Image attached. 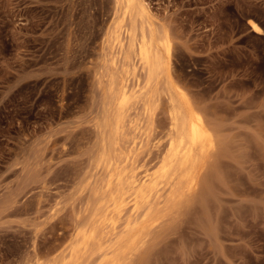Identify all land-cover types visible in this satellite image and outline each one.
<instances>
[{"label": "rangeland", "instance_id": "374dc122", "mask_svg": "<svg viewBox=\"0 0 264 264\" xmlns=\"http://www.w3.org/2000/svg\"><path fill=\"white\" fill-rule=\"evenodd\" d=\"M0 264H264V0H0Z\"/></svg>", "mask_w": 264, "mask_h": 264}, {"label": "bare ground", "instance_id": "6f19581e", "mask_svg": "<svg viewBox=\"0 0 264 264\" xmlns=\"http://www.w3.org/2000/svg\"><path fill=\"white\" fill-rule=\"evenodd\" d=\"M129 1H131V0H129ZM130 3V2H129ZM128 3V4H129ZM249 24L251 25V27L255 30V31H257V32H260L261 30H262V28H261V26L256 22V21H254V20H252V19H250L249 20ZM149 40V39H148ZM148 40H146V42L148 41ZM145 41V40H144ZM143 41V42H144ZM142 47V46H141ZM140 54H141V56H142V58H143V60L144 61H146V62H150V56H149V47L147 46V47H145V48H143L141 51H140ZM151 64V63H150ZM157 66V65H156ZM155 67V66H154ZM156 68V67H155ZM154 71H155V69H154ZM194 121V120H193ZM188 122V121H187ZM187 122L185 123V124H187ZM189 122H191V120L189 121ZM188 122V123H189ZM184 123H183V125H184ZM188 126H190V129L188 130L185 126V128H186V130L187 131H189V135H188V140H189V142L190 143H192V144H197V142L199 141V140H201L202 138H203V136H204V131H202L203 129H202V126L200 127V125L197 123V122H191V124L190 125H188ZM188 133V132H187Z\"/></svg>", "mask_w": 264, "mask_h": 264}]
</instances>
